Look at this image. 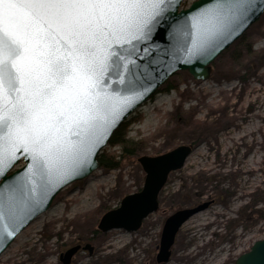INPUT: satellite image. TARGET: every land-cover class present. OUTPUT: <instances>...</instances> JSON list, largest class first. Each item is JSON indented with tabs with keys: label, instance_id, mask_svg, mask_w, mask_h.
I'll list each match as a JSON object with an SVG mask.
<instances>
[{
	"label": "rangeland",
	"instance_id": "374dc122",
	"mask_svg": "<svg viewBox=\"0 0 264 264\" xmlns=\"http://www.w3.org/2000/svg\"><path fill=\"white\" fill-rule=\"evenodd\" d=\"M166 86L177 89L157 93L125 121L133 153L122 156L120 145L102 149L120 167H99L64 187L36 226L0 255V264H62L60 255L74 246L66 264H234L264 237V13L213 61L207 80L177 71ZM180 145L192 152L168 174L157 210L140 228L98 230L106 212L142 189L137 158ZM207 201L179 229L169 260L157 263L165 220Z\"/></svg>",
	"mask_w": 264,
	"mask_h": 264
},
{
	"label": "snow or ice",
	"instance_id": "6c2138e0",
	"mask_svg": "<svg viewBox=\"0 0 264 264\" xmlns=\"http://www.w3.org/2000/svg\"><path fill=\"white\" fill-rule=\"evenodd\" d=\"M178 6L179 0H0V241L15 235L54 164L70 150L86 159L100 139L98 122L114 121L131 103L121 92L133 90L137 60L154 62L156 34L175 37ZM255 6L256 0H215L191 18L199 40L189 51H206ZM21 156L29 161L23 176L11 172Z\"/></svg>",
	"mask_w": 264,
	"mask_h": 264
},
{
	"label": "water",
	"instance_id": "95a60500",
	"mask_svg": "<svg viewBox=\"0 0 264 264\" xmlns=\"http://www.w3.org/2000/svg\"><path fill=\"white\" fill-rule=\"evenodd\" d=\"M184 0H179V6L174 13L178 21L176 35L174 38L167 36L164 32H158L155 36V54L152 56V63L147 61L140 64L136 72L135 86L132 91L127 89L121 92L124 97H132L129 105L115 117L114 121L109 116V123L106 125L103 120L98 122L97 135L99 142L93 141L89 145L90 151L86 159L77 156L75 153L69 154L58 160L52 169L50 182L44 190L33 193L36 204L31 209L24 208L22 212L23 222L17 228L13 237L5 238L0 241V255L10 245L14 238L36 217L46 211L52 204L55 196L67 185L72 182L88 177L92 172L99 168L97 158L102 149L107 146L113 132L119 128L142 104L155 96L158 89L177 71H186L195 80H207L212 73L213 61L234 41H236L247 29L255 23L264 13V2L256 0V6L249 10L247 17L239 23L235 30L218 35L206 51L200 54H192L189 49L194 47V40H199V29L191 28L193 16L205 9H213L215 0H194L188 6L182 7ZM175 3L176 0H173ZM211 18V14L206 17V21ZM191 33V35H189ZM141 56L144 53H140ZM130 80L133 77H129ZM192 152L191 145H180L167 153L138 157L137 161L145 172L144 184L140 191L131 193L123 197L120 206L116 209L106 212L99 220L97 229L107 232L112 229L122 228L127 231H133L140 228L143 219L158 208V194L165 183L168 174L183 166L185 160ZM29 163L23 156L15 163L11 172L25 173L21 171ZM39 184V178L35 181ZM6 195H9L6 193ZM10 195H17L15 193ZM27 195V190H25ZM209 202L201 203L194 207L177 210L171 214L164 222L158 251L156 253V262H167L171 255V247L181 226L194 214L204 210ZM23 207V206H22ZM2 230V226H0ZM78 248L72 247L65 254L60 255L63 264L69 262L70 255ZM85 249L92 252V247L84 246ZM234 264H264V238L255 240L247 252L241 253L235 259Z\"/></svg>",
	"mask_w": 264,
	"mask_h": 264
},
{
	"label": "trees",
	"instance_id": "16d2710c",
	"mask_svg": "<svg viewBox=\"0 0 264 264\" xmlns=\"http://www.w3.org/2000/svg\"><path fill=\"white\" fill-rule=\"evenodd\" d=\"M173 89H177V88L174 86H166L164 88L161 87L157 91V93L161 91H169ZM127 126H128V123L124 122V124H122L119 128H117L113 132L111 138L108 141L109 146H118V145L122 146V154H121L122 156L124 155L123 153L125 151H128L129 154L133 153V150H129L130 148H128L130 145L133 144V142L127 137ZM97 161H98L99 167H102L105 169H117L120 167L119 159H116V156L107 154L105 150H102V152L99 154Z\"/></svg>",
	"mask_w": 264,
	"mask_h": 264
},
{
	"label": "bare ground",
	"instance_id": "6f19581e",
	"mask_svg": "<svg viewBox=\"0 0 264 264\" xmlns=\"http://www.w3.org/2000/svg\"><path fill=\"white\" fill-rule=\"evenodd\" d=\"M250 132V131H249ZM43 214H47V211L46 212H43ZM41 217V215H39L37 218H35L25 229H23L17 236V238L23 234L24 232L28 231L30 228L32 227H35L36 225L34 224V222H36L37 220H39V218ZM76 219V218H75ZM35 225V226H34ZM7 251V250H6ZM5 251V252H6Z\"/></svg>",
	"mask_w": 264,
	"mask_h": 264
}]
</instances>
